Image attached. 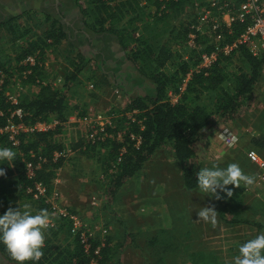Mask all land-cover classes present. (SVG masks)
<instances>
[{"label": "rangeland", "instance_id": "1", "mask_svg": "<svg viewBox=\"0 0 264 264\" xmlns=\"http://www.w3.org/2000/svg\"><path fill=\"white\" fill-rule=\"evenodd\" d=\"M125 1L130 3L121 10L123 15L112 17L111 22L113 28L124 31L129 38L124 50L116 35L97 34L85 27L84 23L92 25L97 19L104 20L105 15L100 11H93L88 18L81 13L96 9L97 0H0V23L17 17L9 27L0 28V63L7 69L4 72L0 68L5 95L14 98L18 105L24 104L37 95L38 85L46 84L62 91L65 79L75 76L64 92L65 122L60 124L56 115H50L47 122L52 126L61 125L58 139L65 149L61 155H54L61 157L63 164L56 173L51 192L47 197L46 190L41 195L46 198L50 216L44 246L48 243L64 249L71 245L72 250L77 239L87 253L93 247L99 252L108 244L107 264H233L238 247L264 233L254 227L256 222L264 223V169L247 157L249 152H254L264 162V146L258 144V140H264V75L254 89L250 108L238 119L219 126L207 141L195 148L194 164L200 169L225 168L236 163L245 174L255 178L252 186H227L234 193L231 204L235 210L226 216L225 222L219 218L217 199L199 190H184L180 166L173 157L171 145L158 149L134 177L110 196V177L116 171L111 157L113 144L122 145L117 163L121 162L118 159L125 155L128 146L138 148L140 145L139 137L129 132V124L134 123L135 118L133 113L124 112L128 98L155 94L154 85L143 74L148 67L144 65L146 69L142 73L140 66L130 62L129 56L140 48L137 39L141 36L154 49L162 44L174 55L176 51L187 55L194 48V35L189 32L182 38L177 31H183L187 23H191L195 17L194 6L201 0H192L184 9H173L171 18L163 21L156 18L151 2ZM52 20L59 21L66 39L58 45L45 47L43 54L36 52L31 56L37 68L33 78H29L32 72L27 70L25 60L18 64L16 58L28 43L42 37ZM104 24V27L109 26L106 21ZM173 26L175 31L171 32ZM194 27L188 25L189 30ZM78 53L89 60L79 72L74 65ZM173 65L169 63L165 68L166 74L173 71ZM225 68L229 79L224 90L231 92V75L246 72L247 65L236 53ZM185 83L186 80L179 93L184 91ZM210 95H200L193 102L212 109L214 96ZM179 97L171 89L166 90L168 102L175 104ZM87 114H100L107 120L110 124L106 129L111 138L85 146V127L72 121ZM0 147H6L1 135ZM3 164L0 163V168ZM27 194L32 195L33 200L39 197L36 189ZM17 204L22 208L27 204L32 210L31 199L21 197ZM203 207H213L217 212L214 226L199 220L197 212ZM236 215L241 224H227L236 219ZM70 217L77 218L89 247L84 248L72 232ZM0 264L8 263L0 256ZM89 264L96 262L91 260Z\"/></svg>", "mask_w": 264, "mask_h": 264}, {"label": "trees", "instance_id": "2", "mask_svg": "<svg viewBox=\"0 0 264 264\" xmlns=\"http://www.w3.org/2000/svg\"><path fill=\"white\" fill-rule=\"evenodd\" d=\"M140 1L135 0L134 2L138 4V2L141 3ZM146 1L153 4L155 16L160 21L171 18L173 9L183 8L192 2V0ZM211 1H215L220 5L226 4L228 9L234 12L238 10L242 3V0ZM206 2L207 0L198 1L202 5L206 4ZM129 3V1L125 0H97L98 7L96 9H88L81 11V13L88 18L92 16L93 11H100V14L105 15L104 20L97 19L92 25L84 23L85 27L97 34L107 32L116 35L119 44L125 50L129 38L124 31L113 28L111 22L113 20L112 17H121L123 15L121 10L125 9V6ZM113 11L117 14L113 13ZM213 14L214 16L217 14V17H219L216 10H214ZM115 17L114 19L117 18ZM15 19L17 17L0 23V28L9 27L10 22ZM158 20L156 19V21ZM105 21L109 23L108 27H104ZM247 24L248 21L246 19L238 20L237 18L229 27L222 26L218 30L221 40L217 46L208 37L209 35L200 36L199 32L196 31L197 20L195 15L191 23H187L186 29L181 32L179 29L177 31L178 34L176 33L181 35L182 38H186L189 32L194 35V48L187 55H184L182 51H176V55H174L170 49L162 44L154 49L142 36L137 39L140 48L137 47L134 53L130 54L129 60L135 66H140L142 73L143 69L148 67V71H144L143 74L154 85L155 94L153 97L135 95L128 98L129 102L124 112L133 113L135 118V122L129 124V132L139 137L140 145L138 148L128 146L125 155H121L122 157L118 159L121 162L117 163L118 150L122 145L113 144L114 151L111 157H113V163L116 165L114 167L116 171L110 177L108 190L110 196L113 197L126 181L140 171L143 164L158 149L166 145H171L173 148V157L180 166L184 190L190 192L198 190L197 173L200 168L194 164L196 157L195 148L199 143L207 141V138L219 126L238 119L243 112L250 108L254 89L264 75V50L258 56H253L246 45H238L228 55L216 49L218 47L219 50L233 44L244 32ZM188 25H194L195 30H189ZM172 30L175 31L174 26L170 31L172 32ZM210 37H212V34H210ZM65 39L66 34L61 28L59 21L52 20L42 37L28 43L26 49L18 55L15 62L19 64L36 52L43 54L45 47L58 45ZM208 42L211 44H206ZM214 51L217 52L215 61L206 68H200L201 56L204 54L209 55ZM236 53L246 63L247 71H240L231 75L233 89L228 92L224 90V84L229 79L225 66ZM88 62V59L78 53L76 63H74L78 68L77 72L85 67ZM169 63L174 65L173 71L168 75L165 73V68L168 67ZM0 68L1 71H7L1 63ZM26 68L32 72L28 77L33 78V72H35L37 66L34 67L27 64ZM74 77L65 79L62 91H56L46 84L38 85L37 95L31 101L24 104L19 103L17 106L22 111V117L20 119L13 118V123L24 127H32L38 122H48L50 115H56L60 124H63L65 122L63 120V112L66 108L64 92L67 84L73 81ZM184 80H186L184 91L179 93ZM105 83L107 85L110 84ZM167 89H171L172 92L180 95L175 104L165 100ZM207 94L214 96L213 107L209 110L193 102L199 98L198 96ZM12 111L13 107L7 102L2 85L0 90V127H4L7 124ZM137 122H139V125ZM61 131V125H56L45 132L21 133L18 136V145L16 146H12L6 136L1 135L5 146L11 148L16 155L13 161L4 162L3 167L0 168L4 170V175L0 176V214L6 212L9 208H19L21 211H29L32 214H36L42 209H48L45 197L39 196L36 200H33L32 195L27 194V192L34 190L36 185L44 187L46 197L51 192L56 173L63 164L61 157L55 158L54 156L55 154L61 155L65 149L63 143L58 139ZM258 144L264 146V140H258ZM27 163H31L33 166L32 178H28L26 175ZM220 195L218 215L220 220L225 222L226 216L235 210L234 205L231 204L234 193L230 198H224L223 193ZM21 197L31 199L32 210L18 206L17 202ZM235 217L236 219H232L227 224H241V221L237 219V215ZM254 227L257 230H264V223L256 222ZM73 244L75 245L71 250L69 248L71 245H68V248L59 249L46 243L42 249L44 254L38 264H89L91 260H94L96 264H107L110 253L107 243L97 254H94V247L89 252L84 253L77 239L74 240ZM0 255L7 263L15 264L3 245H0ZM27 264H31V262L29 261Z\"/></svg>", "mask_w": 264, "mask_h": 264}, {"label": "clouds", "instance_id": "3", "mask_svg": "<svg viewBox=\"0 0 264 264\" xmlns=\"http://www.w3.org/2000/svg\"><path fill=\"white\" fill-rule=\"evenodd\" d=\"M16 153L8 147H0V163L11 162ZM4 170L0 169V176ZM255 178L245 174L240 166L231 163L225 168L218 166L204 167L197 173V187L200 193L221 199L230 198L233 195L231 188L252 186ZM204 195V196H205ZM25 209L29 205H24ZM199 220L210 223L213 226L217 222V212L213 207H203L197 212ZM50 216L46 209L36 214L29 211H21L19 208H9L0 214V245H3L15 264H38L43 256L45 231L49 227ZM233 264H264V233L257 234L238 247V254L233 257Z\"/></svg>", "mask_w": 264, "mask_h": 264}, {"label": "built area", "instance_id": "4", "mask_svg": "<svg viewBox=\"0 0 264 264\" xmlns=\"http://www.w3.org/2000/svg\"><path fill=\"white\" fill-rule=\"evenodd\" d=\"M176 1V0H174ZM195 15L197 20L196 31L203 32L205 35L214 41V45L218 46L221 40V35L218 30L222 27H229L237 18L238 20L246 19L248 24L244 32L239 38L231 45L226 46L217 51H222L225 55L231 53L238 45H246L248 50L253 56H258L264 50V1L263 0H242L238 10L236 12L228 9L227 5H220L215 1L207 0L206 4H195ZM216 10L218 13L214 16L213 12ZM220 19V20H219ZM212 34V37H210ZM204 35V34H203ZM217 52L214 51L209 55L201 56L200 68L208 67L213 61H215ZM26 64L33 65V58L29 57L25 60ZM3 85V77L0 76V90ZM7 102L13 107L10 119L4 127H0V135L6 136L7 140L12 146L18 145V136L21 133H33V132H45L52 129L54 126L47 122H38L32 127H24L22 125H15L12 121L13 118L20 119L22 117V111L17 106V102L14 98L8 94L5 95ZM1 115V114H0ZM72 122L83 124L86 130L85 146H93L100 142H104L106 139L111 138L108 134L106 126L110 123L102 118L100 114L85 115L77 118H73ZM229 143L230 140L228 139ZM248 159L257 165L259 168L264 169V162L254 152L247 154ZM26 175L28 178L33 177V166L31 163L26 164ZM37 193L39 196L45 192L44 187L36 185ZM72 224V232L78 237L80 243L84 248L89 247L88 240L85 237V233L81 231L78 226V220L75 217H70ZM98 251H94L97 254Z\"/></svg>", "mask_w": 264, "mask_h": 264}, {"label": "flooded vegetation", "instance_id": "5", "mask_svg": "<svg viewBox=\"0 0 264 264\" xmlns=\"http://www.w3.org/2000/svg\"><path fill=\"white\" fill-rule=\"evenodd\" d=\"M1 256V255H0ZM2 257V256H1ZM3 259V258H2ZM5 261V260H4ZM5 263H7L6 261H5ZM9 264V263H8Z\"/></svg>", "mask_w": 264, "mask_h": 264}, {"label": "crops", "instance_id": "6", "mask_svg": "<svg viewBox=\"0 0 264 264\" xmlns=\"http://www.w3.org/2000/svg\"><path fill=\"white\" fill-rule=\"evenodd\" d=\"M29 66H31V65H29ZM33 66V65H32ZM29 71V70H28Z\"/></svg>", "mask_w": 264, "mask_h": 264}]
</instances>
